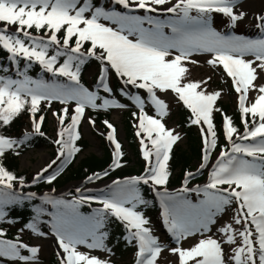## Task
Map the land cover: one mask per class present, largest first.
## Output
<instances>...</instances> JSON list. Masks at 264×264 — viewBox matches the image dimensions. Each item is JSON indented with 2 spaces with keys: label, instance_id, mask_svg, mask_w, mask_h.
I'll use <instances>...</instances> for the list:
<instances>
[{
  "label": "snow or ice",
  "instance_id": "6c2138e0",
  "mask_svg": "<svg viewBox=\"0 0 264 264\" xmlns=\"http://www.w3.org/2000/svg\"><path fill=\"white\" fill-rule=\"evenodd\" d=\"M107 3L111 7L106 6L105 0H0V47L10 54L17 75L22 77L13 79L0 75V128L28 111L34 132L44 135L41 131L44 116L36 117L40 105L47 102L50 107L53 101L64 105L75 102L74 114L70 117L68 107L61 113H53L58 125L63 126L55 141L59 146L57 159H71L80 151L75 141L79 139L77 129L86 108L124 107L83 86L81 70L89 58L102 65L98 87L111 93L106 81L109 71L114 70L126 85L146 90L157 112V117L148 115L144 111L145 101L139 95L133 97L141 113L137 117L139 130L136 135L141 138L146 161L144 175L114 181L111 191L100 198L81 194L76 200L64 201L45 196L44 203L51 204L56 212L46 213L42 207L35 208L36 215L26 225L27 229L44 237L46 233L39 227L40 218L48 214L62 250V255L58 253L60 264H110L109 260L80 252L78 248L86 246L112 254L106 241L114 220L123 226L126 233L123 239L127 244L137 248L135 264H157L164 246L153 234L150 218L140 210L151 202L137 187L151 183L153 190L163 188V191H156V196L160 198L163 224L178 245L169 251L178 256L179 264H264V85L255 83L264 74V38L225 35L212 26L213 13H218L227 17L229 27L234 29L247 15L239 10V0H107ZM117 7L128 11L117 10ZM140 10L145 14H129ZM161 12L171 15L167 19L153 15ZM256 19L257 27L264 31V14ZM9 26H16V32H9ZM31 30L43 32V35H33ZM201 53L211 54L208 63L222 66L233 81L239 94L245 131L238 132L232 119L225 115L230 148L219 153L208 183L189 188L188 184L195 177L189 172L183 188L174 194L166 188L170 175L168 162L180 136L163 122L168 115V105L157 92L171 91L190 110V123L200 126L204 142L200 168L208 167L211 153L217 147L213 113L219 111L216 102L221 92L207 93L202 87L207 80L184 82L189 72L186 62L197 63L192 57ZM248 56L254 59H246ZM21 58L28 62L22 71ZM33 62L54 77L67 78L68 82L33 79L28 75ZM250 91L257 95L249 105ZM65 120H70L66 126ZM105 123L111 129L108 139L115 144L113 166L119 168L123 155L121 145L116 142L113 125ZM31 136L32 133L26 132L23 139H17L0 132V222L5 220L9 207L22 206L25 200L37 198L35 193L17 192V184L20 188L26 186L24 178L17 177L3 163L6 153L19 155L18 149ZM53 164L56 160L34 180L42 178ZM57 175L58 171L47 176V182L54 181ZM100 178L96 174L88 179L91 182ZM190 193L203 198L193 203L188 197ZM92 201L101 207L89 216L81 214L80 205ZM233 205L236 207L232 208ZM230 208L232 222L218 228L223 239L207 236ZM4 235L0 231V237ZM198 235L205 238L188 248L179 246L182 241ZM224 244L234 245L228 257ZM22 250H27L29 255L22 254ZM39 252V247L29 246L19 237L16 241L0 239V258L37 264Z\"/></svg>",
  "mask_w": 264,
  "mask_h": 264
},
{
  "label": "trees",
  "instance_id": "16d2710c",
  "mask_svg": "<svg viewBox=\"0 0 264 264\" xmlns=\"http://www.w3.org/2000/svg\"><path fill=\"white\" fill-rule=\"evenodd\" d=\"M94 2H99V0H94ZM105 4L106 6L111 7V5L107 3V0H105ZM117 10L121 9L117 7ZM216 15L218 16L216 18L212 17V19L214 18V21L221 22L220 20H222V16L220 14ZM225 28H227V24ZM31 31L33 35H43V32H36L35 30ZM63 60L64 58L62 57L60 62L62 63ZM27 63L28 62L26 60L21 58L19 66L24 69ZM15 66L16 65L10 60V54L7 52V50L0 47V69H7V71L0 70V75L16 79L14 73V70L16 68ZM99 67L100 63H97L94 59H88L87 62L82 66L81 78H83L84 80L85 74L91 68ZM28 75L35 80L46 81L50 78V74L44 71L42 67L35 62L32 63L31 68L28 70ZM222 75V79L224 78L225 80L223 79L221 81H217V87H221L222 82L224 81L230 82L228 77L224 73H222ZM58 78V82H65L64 77L59 76ZM18 79H22V77H18ZM111 84L113 88V95H115L117 98H122L125 100V102L129 103V92L125 90L123 84L116 76L113 78ZM229 85L231 86V83H229ZM230 89L231 94L235 93L232 88ZM231 104V102H226L225 100H223L222 96H220V98L216 102V108L219 109V111H214L213 121L219 133L223 132V112H225V114L232 119L233 125L238 129V132H240L244 127L239 108ZM54 108L59 109V111L61 112L63 109L60 106L57 107V103H51V106L49 107L47 102H43L40 105V111L36 114L37 118L41 115L44 116V123L41 128V131L44 133V135H39L34 132L32 122L30 120L31 114L28 111L22 112L13 120L10 125L0 128V132H2L3 134L17 139H23L26 132L32 133L31 139L27 140L18 149L19 155L8 152L5 154V158L3 161L4 166L10 172L14 173L17 177H23L25 182H30L34 177V173L28 170L21 169V155L34 148L46 147L53 150H55L56 148L54 135L50 134L47 129L49 115ZM68 110V114L70 117L72 107L69 106ZM112 113V109H94L90 111V116L94 120L96 126H98L99 128L107 129L108 127L105 121L109 123L113 122ZM134 113L136 115H134ZM138 114L139 113L137 108H129L123 113L127 122L125 131L129 148H123L121 167L112 169V148L101 134L100 138L104 146L103 151H101L100 153L94 151L87 152L91 145L90 141L85 138L82 132H80L79 139L75 142L76 147H78L80 151L76 153V156L69 163L67 168L59 173L56 176V179L51 183H48L46 179V177L50 175H46L35 186H32L30 190L35 192L60 190L64 187H67L73 182L87 179L95 172H110V175H108V177L118 178H132V176L134 175H141L145 169L146 162L140 151V147L135 135V126L133 124L135 123ZM190 117L191 112L186 107L180 104L177 108L176 113L174 114V118L176 119V125L181 129L184 137L187 139V145H181L177 142L173 146L172 152L170 154V160L168 162V171L170 175L168 183L166 185L167 187H176L180 185L186 173L195 168V161L202 157L203 142L200 135V130L198 128V125H193L190 123ZM223 144L225 143L223 142L222 144H220V146H223ZM80 154H82L83 156L79 157ZM205 178L206 175H201L196 179V181H203ZM18 185L19 184H17V186ZM137 187L140 188L143 197L151 202L147 207L141 206L140 210L149 215L150 221L154 224V226L162 227L159 206L154 196L152 185L140 184ZM64 201L67 200L64 199ZM39 207L44 208L46 210V213L49 212V204L44 203V201L40 200L39 198L25 200L22 206L13 205L9 207L8 209H6L7 216L5 220L3 222H0V231H3L5 233L4 236L15 239L19 237V240L25 241L26 237H30L34 234L31 230L27 229L26 225L33 221L36 215L34 209ZM79 211L84 216L93 214L88 203L80 205ZM40 220V229L43 232L48 233L49 227L47 223V214L42 216ZM22 228L24 229V231H21ZM109 231L110 236L107 243L115 248L121 260H124L127 255H130L131 258L129 260L127 259V261L123 262L122 264H131V261L134 259L133 249L135 246L128 245L127 242L123 239V236L126 234L123 226L113 220L110 225ZM22 252H25V250H22ZM3 259L4 258H0V262L3 261ZM37 264H60V260L57 253L52 252L49 257L41 260ZM110 264L118 263L117 261H110Z\"/></svg>",
  "mask_w": 264,
  "mask_h": 264
},
{
  "label": "rangeland",
  "instance_id": "374dc122",
  "mask_svg": "<svg viewBox=\"0 0 264 264\" xmlns=\"http://www.w3.org/2000/svg\"><path fill=\"white\" fill-rule=\"evenodd\" d=\"M173 2H175V0H173ZM165 7H167V6H165ZM239 10L247 13V15L245 16V18L242 21L238 22L237 30L235 28V32L237 31L236 32L237 35L244 36L245 34L243 33V31H245L249 34L250 39L262 38L263 37V33H262L263 31H261L257 27L256 17L258 15L264 14V0H239ZM158 14H165V13L161 12ZM193 15H195V13H193ZM158 18L162 19L160 16H158ZM105 23H108V22H105ZM215 23H217V22H212V26L217 31H219V32L222 31V28H217L215 26ZM9 28H10V26H9ZM165 31L168 32L170 30L165 29ZM229 31H231V30H229ZM221 33H223L225 35H233L232 33L231 34H227L226 32L224 33V31H222ZM244 37L248 38V35L244 36ZM211 58H212L211 54L201 53V54L194 55L192 57V60L196 61L197 63L193 64V63H187L186 62V67H188L189 72L187 73L184 82L185 83H187V82H203V81L207 80L206 84H202V87L207 91V93H214L216 91H220L223 100H225L226 102L227 101L231 102L232 103L231 105H233V106H239V103H238L239 94L236 91L234 94L230 93L231 87H230L228 81L222 82L221 87L216 86L217 81H221L224 79V78L222 79L223 70L221 71V69H223V68H222V66H219V65H217L215 67L210 65L208 63V61ZM246 59H254V57L248 56V57H246ZM100 73H101V70L99 71V68H91L85 74L87 86L91 83V81L94 79V77L95 76L98 77L100 75ZM208 78H210V79H208ZM229 79L231 80L230 77H229ZM231 82H232V80H231ZM255 83L258 86L264 85V74H261L260 78H258V80ZM128 87L130 89H132L133 92L135 91L136 87L134 85L129 84ZM86 88L89 89V87H86ZM110 88H112L111 84H110ZM138 92L142 94V92H140V91H138ZM157 95L161 99H163L168 105V115L163 118V122L165 123L167 128L174 130V134H178L180 136V140L177 142L181 145L184 144L186 146L187 145V143H186L187 139L184 137L181 129L176 125V119L174 118V114L176 113L177 108L179 106V101H178L176 95L174 93H172L171 91L157 92ZM256 95H257V93L255 91L249 92V96H248V104L249 105L254 101V99L256 98ZM100 96L107 98V99H110V100H115L119 104L124 105L120 101H118L116 96L113 94L110 95V93H106L105 95H100ZM249 97H250V99H249ZM53 102L57 103V107L60 106L62 108H64V106L69 107L70 105H72L73 111H74L75 102H73L69 105L61 104L58 101H53ZM98 103H102V101H98ZM131 106H133V105H131ZM134 106L139 108L137 106V104ZM98 109H100V110L113 109L112 119H113V122L117 126V127H115L116 142H118L121 145V148H127L128 149L129 144L127 142L126 131H125L127 122H126L125 117L123 115L125 110H127L126 106L124 105V107H110L107 109H103V108H98ZM90 110H92V108H90V107L85 109L84 118L81 120V122L78 125V129H81V130H79V132H82V134L85 136V138H87L90 141L91 145H90L89 149L87 150V152L94 151V152L100 153L101 151H103L104 146H103V142L101 141L100 134H102L105 137L106 141L110 144L111 148H113V151H114L115 150V144L113 142L109 141V139H108V135L111 133V129L107 130V129L99 128V127L95 126L93 123H91L92 119L89 116ZM139 110H140V108H139ZM144 111L148 115H151L153 117H157V112L151 103L150 104L147 103L146 105L144 104ZM53 113H61V112L59 111V109H55V108L52 109V111L50 112V115H49V122H48V126H47L48 128L47 129H48L50 134H53L57 138V131L60 130V128L63 126L58 125V120H57L56 116L53 115ZM250 119H252V118H250ZM69 123H70V121L65 120L64 126L68 125ZM138 123H139V121L137 119L136 127H137ZM78 129H77V131H78ZM138 130L139 129L137 127V131ZM215 130H216V128H215ZM216 132H217V147L211 153L209 165H208V167L201 169L200 165L203 162L202 158H199L195 161L196 162L195 168L193 170L189 171V172L195 174V177L193 179H191L190 183L188 184L189 188L194 187L196 185L207 184L209 181L211 170H212L213 166L215 165L216 160L219 157V153L222 150H224L225 148H230V144L226 139V132L223 131V132L219 133L217 130H216ZM243 132H244V130L240 133H243ZM235 138L236 137L234 136V139ZM221 142L225 143V145L223 147H219ZM237 142H240V141H237ZM246 142H249V141H246ZM139 145H140V143H139ZM56 151L58 152L59 150L57 149ZM42 153H47V154L41 155ZM57 156H58V154H57ZM57 156H55L54 150L51 148L43 147V148L31 149V150L27 151L26 153H24L23 155H21V157H20L21 169L28 170V171H30L32 173H36V174L41 173V171L44 168H47L48 165L51 164V162L53 160H56V164L59 162V160L61 158L57 159ZM82 156H83L82 154L79 155V157H82ZM54 166H55V164H53L51 168H48V171H51V169H53ZM47 172L43 173V175L46 174ZM201 175H206V178L203 181H196L195 179ZM100 177H101L100 179H93V181H91V182L85 181V180L76 181V182L71 183L67 187H64L60 190H57L56 192H51V193L56 195V196H63V197L69 198L71 196L80 197L81 193L88 192L85 196L93 197V195L98 191H106V192L110 191V187L113 185V182L119 181L118 179H115V178H109L108 179V178L104 177V175H100ZM128 179H130V178H126V180H128ZM123 181H125V180H123ZM183 186H184L183 183H181V186L170 188V189H168V191L170 193L175 194V193H178L183 188ZM225 187H227V186H225ZM156 190H158V188ZM192 195L196 197V194H194V193L188 194V196H192ZM193 200L196 202V199H193ZM96 204L100 205L99 203H96ZM100 207H101V205H100ZM235 207H236L235 205L232 206V208H235ZM97 208H98V206H97ZM232 208H230L221 218L218 219L217 224L212 227V230L210 232L206 233L207 236H211L212 238L218 239V240L223 239L221 233L218 231V228L222 227L226 223L232 222V217H233ZM144 214L146 215V217L150 218L148 214H146V213H144ZM150 226L153 229V234L159 238L160 243L164 246V250L162 251L160 257L157 260V264H179L178 256L169 251V249L178 246L176 244L175 240L172 238L171 234L168 233V231H166L165 228L154 226V224L152 222H151ZM233 226L236 228L241 227V226H237L235 224H233ZM202 238H205V237L198 235L195 238H189L187 240L182 241L179 246H181L183 248H188V247L192 246L198 239H202ZM25 241L27 243H29L30 246L39 247L40 252L38 254L37 263H39L41 260L49 257L52 252H56L57 254L60 253L62 255V250L59 249L58 239L55 236L54 232H50L49 234H46L44 237H39V236L33 234L30 237H26ZM107 241H106V244L109 248L112 249V254L106 253V252L101 251V250H90L86 246H79L78 250L80 252H83V253H87V254H90L93 256H97L101 259H106L109 261H117L118 264H122L123 262L127 261V259L129 260L131 258L130 255H127V257H125L124 260H121L118 252L115 250L114 247L110 246V244H108ZM237 242L239 243V240ZM27 243H25V244H27ZM223 247H224L226 257L230 256L232 254V248L234 247V245L224 244ZM133 252H134V254H136L135 247L133 249ZM22 254L29 255L27 250H25V252H22ZM0 264H22V262L11 261V260L4 258L3 261L0 262Z\"/></svg>",
  "mask_w": 264,
  "mask_h": 264
},
{
  "label": "bare ground",
  "instance_id": "6f19581e",
  "mask_svg": "<svg viewBox=\"0 0 264 264\" xmlns=\"http://www.w3.org/2000/svg\"><path fill=\"white\" fill-rule=\"evenodd\" d=\"M45 154H47V153H42L41 155H45Z\"/></svg>",
  "mask_w": 264,
  "mask_h": 264
}]
</instances>
